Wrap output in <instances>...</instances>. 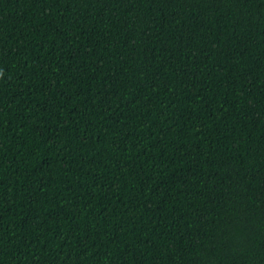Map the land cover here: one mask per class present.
I'll return each mask as SVG.
<instances>
[{
    "label": "trees",
    "instance_id": "16d2710c",
    "mask_svg": "<svg viewBox=\"0 0 264 264\" xmlns=\"http://www.w3.org/2000/svg\"><path fill=\"white\" fill-rule=\"evenodd\" d=\"M0 264H264V0H0Z\"/></svg>",
    "mask_w": 264,
    "mask_h": 264
}]
</instances>
